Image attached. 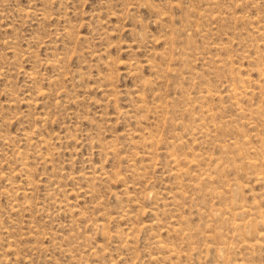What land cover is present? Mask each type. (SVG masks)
<instances>
[{"label": "rangeland", "instance_id": "1", "mask_svg": "<svg viewBox=\"0 0 264 264\" xmlns=\"http://www.w3.org/2000/svg\"><path fill=\"white\" fill-rule=\"evenodd\" d=\"M0 264H264V0H0Z\"/></svg>", "mask_w": 264, "mask_h": 264}, {"label": "bare ground", "instance_id": "2", "mask_svg": "<svg viewBox=\"0 0 264 264\" xmlns=\"http://www.w3.org/2000/svg\"><path fill=\"white\" fill-rule=\"evenodd\" d=\"M247 209V208H246ZM245 212V207L243 206V205H241V206H238V208H237V210L235 211V214H237V213H241V212ZM237 212V213H236ZM242 214H244V213H242ZM246 215V214H245ZM239 218V217H238ZM252 223V222H251ZM235 224V228L236 229H241V228H249V230H248V233H251L252 231H251V227H250V223H249V220H246V221H244V222H236V223H234ZM152 225V224H151ZM249 225V226H248ZM145 227V226H144ZM251 228V229H250ZM144 230V229H143ZM236 237V236H235ZM158 240V239H157ZM164 243V242H163ZM162 242H159L158 243V245L159 246H161V247H164V244H163ZM242 244V243H241ZM157 245V246H158ZM166 245V244H165ZM158 246V248L160 249V247ZM214 246V245H213ZM253 246V245H252ZM167 247H168V245H167ZM225 247V246H224ZM262 247V246H261ZM165 248V247H164ZM168 249V248H167ZM223 249V248H222ZM172 250H174V249H172ZM171 252V251H170ZM174 252V251H173ZM172 253V252H171ZM174 254V253H173ZM237 261V260H236Z\"/></svg>", "mask_w": 264, "mask_h": 264}]
</instances>
